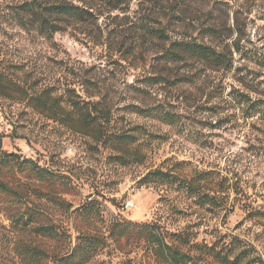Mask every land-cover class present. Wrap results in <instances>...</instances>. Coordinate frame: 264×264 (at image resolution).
<instances>
[{
	"label": "rangeland",
	"instance_id": "1",
	"mask_svg": "<svg viewBox=\"0 0 264 264\" xmlns=\"http://www.w3.org/2000/svg\"><path fill=\"white\" fill-rule=\"evenodd\" d=\"M20 1L0 0V8ZM253 1L127 0V12H106L87 28L68 26L50 36L20 30L10 16L0 21V71L26 95L52 87L64 112L76 115L78 105L109 133L129 135L126 143L114 135L96 141L34 110L19 94L0 95V150L56 173L45 181L29 170L0 168V179L19 193L17 201L0 195V264H20L14 239L1 228L9 227L12 207L57 231L51 238L22 233L21 242L42 249L40 264H62L58 257L78 235L88 242L105 237L86 264H161L135 236L106 237L108 221L116 218L157 224L182 251L190 246L179 236L213 246V256L240 253V264H264V0ZM209 26L218 27L222 39L203 37ZM238 37L230 71L201 73L191 83L185 78L193 69L158 60L174 40L229 49ZM160 75L172 83L145 80ZM83 79L90 84L81 85ZM98 92L107 103L97 110L65 103L68 95L88 100ZM237 92L258 103H237ZM155 106L182 114L183 124L138 111ZM157 168L186 179L207 172L201 189L211 203L200 206L176 186L141 185L140 178ZM93 199L98 203L85 211Z\"/></svg>",
	"mask_w": 264,
	"mask_h": 264
},
{
	"label": "trees",
	"instance_id": "2",
	"mask_svg": "<svg viewBox=\"0 0 264 264\" xmlns=\"http://www.w3.org/2000/svg\"><path fill=\"white\" fill-rule=\"evenodd\" d=\"M236 1V0H234ZM253 1V0H252ZM260 2L262 0H254ZM253 1V3H254ZM226 7H233L228 2L217 1ZM246 4L248 2L246 1ZM127 0H22L14 5H9L6 8H0V21L11 17L17 28L26 33H36L40 35L50 36L53 33L66 29L68 26L80 25L84 28L88 24H96L98 20L106 12H127ZM12 14V15H10ZM175 18L168 16V20ZM87 26V27H86ZM145 26V23H144ZM218 27H205L202 29L203 37H211L212 39L220 38L217 31ZM238 29V27L236 26ZM235 29V30H237ZM229 36L232 34L233 29L227 28ZM158 38H162V30H155ZM228 37V36H227ZM222 39V38H220ZM219 39V40H220ZM241 37L231 42L229 49L226 46L215 45L210 43L198 41L195 38L191 39H178L171 41L170 46L164 50L163 54L159 56L158 60L162 62L163 66H183L193 69L194 72L185 81L191 83L193 78L201 73L208 71L215 72H228L232 67V52L231 47L238 46ZM228 46V45H227ZM159 62V61H158ZM190 72V71H189ZM148 84H171L168 77L160 75L147 77L145 79ZM90 81L83 79L81 85H88ZM16 93L23 97L28 105L36 111L44 114L50 119H60L66 126L73 130L85 135H89L96 141H101L105 137L116 136L120 142L126 143L128 134L115 135L109 133L106 127L97 123L94 115L90 110L81 111V107L74 105L73 108L79 110L76 115L69 112H64V107L60 106V97L54 95L52 87L43 89L41 92L34 95H26L25 91L21 89L20 84L17 83L9 74L0 71V95H9V93ZM75 94V93H74ZM93 99L84 100L78 95H68L65 103H85L93 110H97L98 103H107L105 98L100 92L96 95H91ZM237 103H258L250 101L243 94L236 93L233 97ZM78 106V108H76ZM257 104H252L250 107L256 109ZM140 112L149 113L164 123L169 125H182V114L174 113L172 111L160 108L159 106L150 107L148 109L139 110ZM9 166L16 167L17 171L29 170L39 179L45 181H53L55 172L39 166L33 160L21 157L15 153H7L0 150V168H9ZM207 172H200L195 177L189 179L176 177L174 174L161 169L150 170L145 173L139 180L141 185H155V186H176L177 190H182L188 197L195 198L197 204L203 206L205 203L212 201L213 197L202 191L201 181L207 180ZM0 195L3 197L15 196L14 200H19V193L14 191L8 186V182L0 179ZM98 203L95 199L86 202L82 207L88 211V206ZM11 208V207H9ZM12 214H8L10 221L9 227L5 228L6 233L14 239V247L12 250L17 257L20 264H40L42 258V249L37 246L26 245L21 242L22 233L32 230L35 233L44 237H53L57 231L52 229L49 224H40L39 221L26 216L25 213L15 211L11 208ZM108 236L113 238L112 234L118 237L126 235L135 236L146 245L154 256V259L161 264H197L198 260L212 259L220 264H240L242 254L237 253L229 257L223 255L219 257L218 253L213 256L210 254L213 246L191 242L185 236L178 239L183 240L185 244L190 246L189 252L180 250L176 245L166 240L164 233H162L160 226L157 224H131L125 223L116 218L109 220L107 224ZM85 235H78L75 239L76 242L70 246L63 254L58 257L59 262L62 264H86L99 250V244H104L105 237L96 239V241H89ZM193 252V253H192ZM217 258V259H216Z\"/></svg>",
	"mask_w": 264,
	"mask_h": 264
}]
</instances>
